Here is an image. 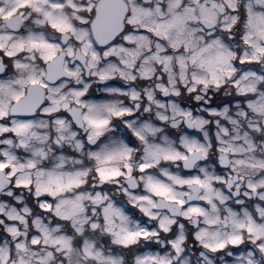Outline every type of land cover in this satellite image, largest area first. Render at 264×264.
I'll list each match as a JSON object with an SVG mask.
<instances>
[{"label": "snow or ice", "instance_id": "obj_1", "mask_svg": "<svg viewBox=\"0 0 264 264\" xmlns=\"http://www.w3.org/2000/svg\"><path fill=\"white\" fill-rule=\"evenodd\" d=\"M0 264H264V0H0Z\"/></svg>", "mask_w": 264, "mask_h": 264}]
</instances>
